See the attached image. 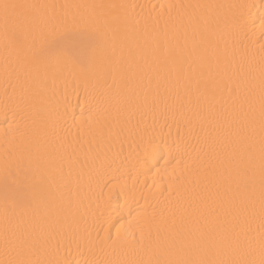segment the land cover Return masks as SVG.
<instances>
[{
	"label": "bare ground",
	"instance_id": "1",
	"mask_svg": "<svg viewBox=\"0 0 264 264\" xmlns=\"http://www.w3.org/2000/svg\"><path fill=\"white\" fill-rule=\"evenodd\" d=\"M5 2L50 6L37 10V37L66 17L60 26L107 57L111 87L98 65L85 79L41 57L38 40L6 39L0 18V261L20 239L33 264L176 258L217 130L250 110L259 128L264 0ZM228 221L239 233L229 255L258 264V170L254 216Z\"/></svg>",
	"mask_w": 264,
	"mask_h": 264
},
{
	"label": "snow or ice",
	"instance_id": "2",
	"mask_svg": "<svg viewBox=\"0 0 264 264\" xmlns=\"http://www.w3.org/2000/svg\"><path fill=\"white\" fill-rule=\"evenodd\" d=\"M47 7L50 6L6 2L0 4L2 10L0 18L6 39L18 46H22L30 37L33 43L38 40L41 57L55 61L57 67L79 69L85 79L90 75L91 69L98 65L103 80L102 86L110 88L108 75L103 72L107 57L97 54L94 48L85 46L80 33L60 26L66 23V17H53L57 24L47 31L40 30L38 37L35 35L41 22L37 10ZM237 23L242 28L249 27L248 20L243 16ZM259 30L264 34V18L259 21ZM261 47L264 48V45ZM180 62L182 61H174ZM199 65L201 68L205 67L203 58H200ZM156 76L159 77L158 71ZM149 82L151 83V77ZM211 151L213 163L209 164L211 171L204 190L197 194L199 201L197 215L192 221L193 227L181 237L183 243L176 258L163 261L155 259L148 261L147 264H257L255 260L237 259L229 255V249L239 242V233L235 224L229 225L228 218L232 217L236 221L244 217L247 221L254 216L258 170L260 229L264 237V84L261 89L258 130L255 113L251 110L242 112L236 120L235 127L229 125L227 129L217 130L216 145ZM151 155L150 151H145L146 158ZM119 231L117 229V236ZM108 238H111L110 235ZM143 240L142 232L141 242ZM26 244L25 239H20L13 249L16 256L7 261H0V264H33L31 260L22 258ZM131 264L146 262L138 261ZM258 264H264V239L261 240V259Z\"/></svg>",
	"mask_w": 264,
	"mask_h": 264
}]
</instances>
